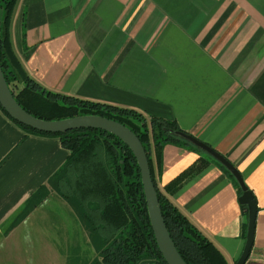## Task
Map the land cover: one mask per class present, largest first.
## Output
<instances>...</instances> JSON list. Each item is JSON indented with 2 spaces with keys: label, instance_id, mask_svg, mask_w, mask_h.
I'll return each instance as SVG.
<instances>
[{
  "label": "crops",
  "instance_id": "0c3cea01",
  "mask_svg": "<svg viewBox=\"0 0 264 264\" xmlns=\"http://www.w3.org/2000/svg\"><path fill=\"white\" fill-rule=\"evenodd\" d=\"M10 38L44 87L174 120L224 155L257 206L244 264H264V0H17ZM24 134L0 109V264H73L72 232L86 225L56 221L48 204L72 205L48 182L68 151ZM197 157L166 144L159 185ZM172 201L236 264L245 219L214 161Z\"/></svg>",
  "mask_w": 264,
  "mask_h": 264
},
{
  "label": "trees",
  "instance_id": "16d2710c",
  "mask_svg": "<svg viewBox=\"0 0 264 264\" xmlns=\"http://www.w3.org/2000/svg\"><path fill=\"white\" fill-rule=\"evenodd\" d=\"M16 3L17 0H0V66L17 103L44 120L96 115L130 129L145 151L161 214L180 257L186 264H229L221 250L173 203L172 196L214 161L233 182L239 197L242 191L233 175L210 155L177 136L175 132H187L174 120L56 92L41 85L28 74L11 43L10 23ZM0 109L25 131L24 136L29 133L57 137L68 151L64 163L48 182L50 188L73 203L81 221L100 239L97 257L89 264H167L150 225L137 160L124 141L99 128L61 133L37 131L12 119L1 106ZM166 144L186 147L198 157L161 186L162 149ZM44 190L42 186L39 193ZM239 206L245 219L246 237L248 210L245 204Z\"/></svg>",
  "mask_w": 264,
  "mask_h": 264
},
{
  "label": "water",
  "instance_id": "95a60500",
  "mask_svg": "<svg viewBox=\"0 0 264 264\" xmlns=\"http://www.w3.org/2000/svg\"><path fill=\"white\" fill-rule=\"evenodd\" d=\"M0 106L12 119L37 131L46 133H61L77 128H99L116 135L122 141H124L132 150L140 169L142 187L145 195L150 225L152 227L159 252L167 264H186L177 252L166 228L161 214L157 193L151 179L150 168L143 146L138 137L130 129L114 120L96 115L75 116L59 120H44L37 118L25 111L17 103L5 80L1 66ZM175 134L185 139L192 145L198 147L222 164L233 175L236 182L238 183V186L242 191L238 197V201L239 203L245 204L247 206L248 216L245 244L236 264H244L253 245L255 218L257 213V206L252 192L247 188L241 173L224 155L216 151L207 143L195 138L190 134L184 132H175Z\"/></svg>",
  "mask_w": 264,
  "mask_h": 264
},
{
  "label": "rangeland",
  "instance_id": "374dc122",
  "mask_svg": "<svg viewBox=\"0 0 264 264\" xmlns=\"http://www.w3.org/2000/svg\"><path fill=\"white\" fill-rule=\"evenodd\" d=\"M68 202V201H67ZM61 203L56 201L48 202L49 208L53 209L57 212V216L55 218L56 221L62 222L65 219H79L78 209H76L72 205H68V203ZM70 204V203H69ZM69 209L72 211L70 212ZM77 216V217H76ZM74 222L72 227L74 226ZM87 233L85 234V230L78 225L76 228L73 229V244L74 247L72 248V256L74 257L77 253V259L73 262V264H89L93 260V258L97 257V249L101 244L100 239H98L91 231L86 227Z\"/></svg>",
  "mask_w": 264,
  "mask_h": 264
}]
</instances>
